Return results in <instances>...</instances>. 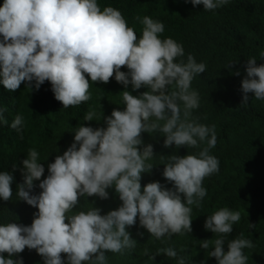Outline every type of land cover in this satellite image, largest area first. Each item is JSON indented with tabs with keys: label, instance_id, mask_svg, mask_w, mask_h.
<instances>
[{
	"label": "clouds",
	"instance_id": "clouds-1",
	"mask_svg": "<svg viewBox=\"0 0 264 264\" xmlns=\"http://www.w3.org/2000/svg\"><path fill=\"white\" fill-rule=\"evenodd\" d=\"M104 1L3 0L0 5V94L27 89L46 101L27 124L21 114L10 120L0 95V206L18 198L31 208V215L0 214L5 216L0 254H8L0 255V264H23L11 258L23 251L43 264H145L136 262L137 242L127 227L140 224L157 240L193 235L192 206H202L203 181L219 172V159L210 154L220 143L215 125L200 123L194 111L200 96L191 84L205 72V63L192 54L182 59L184 42L160 10L132 19ZM190 2L220 12L229 0ZM232 36L228 46L245 41ZM112 78L124 86L121 102L97 119L100 107L92 90ZM129 85L132 92L147 90L133 95ZM241 91L236 103L244 108L242 115L252 111L257 120L264 117L255 104H264V64L257 66L256 57L246 61ZM51 120L78 123L73 142L50 138V145L61 146L58 151L35 147L37 128ZM161 165L164 179L155 173ZM109 195L116 196L114 204L101 214L94 201ZM89 199L93 206L82 210ZM240 220L241 213L228 207L207 216L204 228L213 235L200 241L202 264H253L254 242L243 233L228 238ZM161 253L185 264L172 247L149 259ZM148 254L145 248L143 258Z\"/></svg>",
	"mask_w": 264,
	"mask_h": 264
},
{
	"label": "trees",
	"instance_id": "trees-1",
	"mask_svg": "<svg viewBox=\"0 0 264 264\" xmlns=\"http://www.w3.org/2000/svg\"><path fill=\"white\" fill-rule=\"evenodd\" d=\"M122 7L130 18H135L143 12L160 10L163 19L172 29L178 30V36L184 42L186 61L187 55L192 54L196 61L206 65L204 73L197 75L191 84L193 90H197L200 96V106L195 109L199 122L207 126L215 125L217 140L220 139L216 150L210 154L219 159V172L205 178L203 186L207 195L201 202L202 206H192V225L194 234L174 235L171 239L157 240L151 237L147 229L135 224L127 227L129 233L137 242L134 256L138 255L137 263L145 264H177L174 258H168L161 253L155 255L154 260L149 257L160 248L172 247L178 256H183L185 264H202V247L200 241L213 235L204 228V222L208 215L222 207L239 211L241 220L233 225V232L228 235L229 240L234 239L240 233L251 239L255 247L251 252L253 264H260L264 260V117L254 118L252 111L248 115H242L239 105L236 103L238 96L242 95L241 81L246 76V61L256 57L257 66L264 64L260 59V53L264 52V0H229L220 12L204 11L203 5L193 6L185 0H105ZM3 0H0V5ZM132 18V19H133ZM237 36L243 37L244 42L229 46L231 39ZM237 40V39H236ZM234 65L228 66L230 63ZM228 66V67H227ZM240 75H235L236 71ZM127 71V69L123 70ZM125 90L122 84L112 78L109 83L97 85L92 93L97 97L98 109L96 117L102 118L106 111L115 104L121 102V91ZM128 91L132 92L131 85ZM147 89H139L132 92L138 95ZM237 92L239 94L237 95ZM1 103L8 105L7 114H21L30 118L39 113V109L46 105L43 94L31 95L29 90H24L16 95L2 92ZM249 97L255 99L252 93ZM256 101V100H253ZM252 104L249 101L250 105ZM261 112H264V104L255 103ZM102 105V108H101ZM108 113V112H107ZM82 123L92 126L91 122ZM81 123V124H82ZM78 123L51 120L41 124L35 132V147L41 150L51 149L58 151L61 146L53 147L49 140L54 136H62L72 142L74 140L73 129ZM252 128L251 130H248ZM206 145H201V147ZM20 156L14 158L17 164ZM164 166L157 168L158 176H162ZM219 174L218 176H216ZM164 179V177L162 176ZM115 195H109V199H100L95 207L101 209V214L109 210L113 204ZM10 201V200H9ZM1 203L0 214L5 210L11 214L17 210H24L31 215V208L26 203L16 200ZM90 199L80 206L82 210L92 207ZM75 212L68 213L72 215ZM27 215V214H26ZM5 216H0V219ZM249 223L255 224V228H249ZM142 234V235H141ZM149 249L147 257L143 258L144 249ZM182 249H186L182 251ZM0 255L8 257L7 253ZM14 260L22 259L23 264H43L41 260L24 251L11 257Z\"/></svg>",
	"mask_w": 264,
	"mask_h": 264
},
{
	"label": "bare ground",
	"instance_id": "bare-ground-1",
	"mask_svg": "<svg viewBox=\"0 0 264 264\" xmlns=\"http://www.w3.org/2000/svg\"><path fill=\"white\" fill-rule=\"evenodd\" d=\"M239 94V92H237V95ZM11 113H13L12 115H11V117H10V120H13L14 119V109L13 108H11V111H10ZM252 128H250V129H248V130H251Z\"/></svg>",
	"mask_w": 264,
	"mask_h": 264
}]
</instances>
